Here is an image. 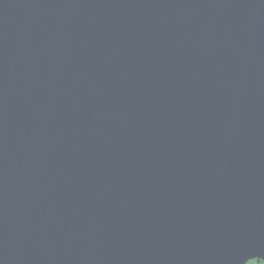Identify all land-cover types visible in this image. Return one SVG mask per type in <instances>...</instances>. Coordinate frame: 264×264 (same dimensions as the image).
Here are the masks:
<instances>
[{
	"label": "water",
	"instance_id": "95a60500",
	"mask_svg": "<svg viewBox=\"0 0 264 264\" xmlns=\"http://www.w3.org/2000/svg\"><path fill=\"white\" fill-rule=\"evenodd\" d=\"M264 260V0H0V264Z\"/></svg>",
	"mask_w": 264,
	"mask_h": 264
},
{
	"label": "trees",
	"instance_id": "16d2710c",
	"mask_svg": "<svg viewBox=\"0 0 264 264\" xmlns=\"http://www.w3.org/2000/svg\"><path fill=\"white\" fill-rule=\"evenodd\" d=\"M246 264H264V260L262 259H255V260H251Z\"/></svg>",
	"mask_w": 264,
	"mask_h": 264
}]
</instances>
